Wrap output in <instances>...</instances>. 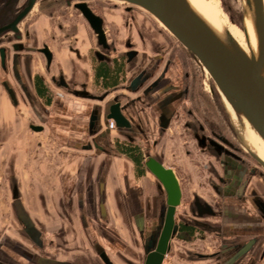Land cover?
Returning <instances> with one entry per match:
<instances>
[{
    "label": "flooded vegetation",
    "instance_id": "1",
    "mask_svg": "<svg viewBox=\"0 0 264 264\" xmlns=\"http://www.w3.org/2000/svg\"><path fill=\"white\" fill-rule=\"evenodd\" d=\"M67 1L38 0L20 24L22 36L18 42L24 48H37L35 53L44 64L41 71L50 76L53 85L89 102L85 106L89 137L82 146H92L94 155L122 157L130 164L134 178L146 177L153 188V204L148 202V213L141 209L132 215L143 252L156 244L167 209V192L146 165L154 159L172 171L180 191L173 216L177 230L170 248L177 239L192 245L186 256L196 261L264 264V167L226 120L211 78L142 8L111 2L114 0H86L92 12L102 18L107 42L115 51L124 45L131 52L111 54L96 45L89 24L73 7L77 0H71L70 5ZM44 21L50 25L46 27ZM65 21H69L68 26ZM128 33L136 41V49ZM90 41L91 77L71 90L63 67H53L52 46L66 45L73 52L78 50L74 48L76 43ZM11 44L4 38L0 40L6 59L11 49L14 74L22 50L14 51ZM46 46L52 54L49 66L39 51ZM142 47L148 50L146 55L140 50ZM150 47L156 52L151 53ZM101 64L108 68L120 64L115 83H107L97 75ZM20 87L28 103L33 104L26 87ZM45 90L54 97L51 88ZM112 99L120 101L129 127L117 128L104 117L106 104ZM38 125L44 129L43 124ZM174 127L176 141L171 144L173 152L167 154L165 139ZM114 131L120 134L113 137ZM122 259L123 264H133V260Z\"/></svg>",
    "mask_w": 264,
    "mask_h": 264
},
{
    "label": "crops",
    "instance_id": "2",
    "mask_svg": "<svg viewBox=\"0 0 264 264\" xmlns=\"http://www.w3.org/2000/svg\"><path fill=\"white\" fill-rule=\"evenodd\" d=\"M128 36L136 49L137 43L133 36L130 33ZM121 42L123 43V40ZM91 46V41L76 43L74 48L78 50L74 49L73 52H70L66 45L52 46L55 60L53 67H63L65 79L70 83L71 90L78 89L79 82L89 80L91 77L92 60L88 56ZM140 50L143 55H146L145 51L148 52L144 47ZM9 51L10 55L5 63H1L0 60V146L20 142L22 135L30 136L29 133L48 132L53 142L66 144L75 152L58 149L43 153L40 150L42 143L36 142V148L40 150L37 151L38 153L34 152L36 155L28 156L23 151L15 157H12V154L8 156L6 161L8 168H15L17 173V183L11 186V191L12 199H14L13 213L20 230L16 234L9 231L0 234V263L94 264L102 262L97 249H94L96 253H92L94 261L86 262L84 257H78L79 255H75L72 249L66 247L70 245V240L74 239L78 240L80 245L86 244V236H89L90 232L95 240L100 241L101 245L96 247L102 248L110 262L122 264V258H128L136 264L137 258L132 256L129 250L128 256L115 255V252H119V243L100 232L99 228L90 226L89 215L95 214L98 221L108 222L112 218L115 220L118 215L123 218V212V221L128 220L129 214L130 222L136 231L132 215L140 210L133 212L130 209L126 210L128 214L123 210L124 200L126 201L129 196L122 194V185L117 179L120 168L115 169L113 165V160L119 158L107 153L94 155L92 146L91 148L82 146L89 137L87 134L88 107H85L88 101L53 85L49 81V75L43 72V74L37 73V66L40 65L41 68L44 64L41 56L35 51L22 50L18 53L19 58L14 65L13 74L11 49ZM149 51L156 52L151 47ZM125 52L127 48L123 45L121 48L118 46V51L111 54ZM38 74L42 79L39 80ZM5 83L14 91L17 104L9 98L4 88ZM21 85L26 87L33 104L28 103ZM47 87L53 90V98L46 93ZM24 110L32 113V116H29L31 118L27 117L24 120ZM40 119L47 120L48 125L45 126ZM32 120L35 124H43L44 129L32 130L29 127V121ZM114 132L111 134L113 137ZM88 155L93 158L109 159L106 170L104 168L99 171L97 166L96 168L88 167V161L85 159ZM4 159L5 156L0 154V162L4 163ZM21 164L22 170L27 173L24 179L20 178V174L24 172L16 169V166L19 167ZM9 172L11 171L7 173ZM128 178L131 180V177ZM147 205L143 201L144 211L148 210Z\"/></svg>",
    "mask_w": 264,
    "mask_h": 264
},
{
    "label": "water",
    "instance_id": "3",
    "mask_svg": "<svg viewBox=\"0 0 264 264\" xmlns=\"http://www.w3.org/2000/svg\"><path fill=\"white\" fill-rule=\"evenodd\" d=\"M38 0H0V40L12 42L14 51L32 50L24 48L18 41L21 39L20 24L30 14ZM70 1L67 4L70 5ZM122 3L135 5L154 17L171 37L194 59L196 65L207 74L218 94L226 120L236 129L222 98L230 106L234 114L246 121L250 128L264 141V0H242V12L237 26L244 33L246 43L248 34L243 24L244 20L251 22L256 38V50L249 57L240 44L230 35L227 29L219 33L193 7L189 0H117ZM89 24L96 45L106 53H113L114 48L107 42L106 28L102 18L92 12L86 0H77L73 4ZM233 25V21L231 22ZM49 66L52 54L49 48L39 49ZM131 54V52H125ZM1 63H5L4 48H0ZM4 88L9 98L16 103L12 88L5 83ZM107 94V93H105ZM104 117L114 122L117 128L129 127L127 118L121 112L120 101L112 99L108 102ZM29 127L34 131H42L43 126L29 121ZM240 140V138L238 137ZM244 145V144H243ZM245 146V145H244ZM248 152L264 167V160L250 148ZM149 171L162 183L167 192V209L162 230L156 244L144 248L143 264H162L170 248L173 233L177 230L174 222V210L179 203L180 191L172 171L162 166L154 159L147 163ZM16 196V195H14ZM97 253L105 264H112L102 248Z\"/></svg>",
    "mask_w": 264,
    "mask_h": 264
},
{
    "label": "rangeland",
    "instance_id": "4",
    "mask_svg": "<svg viewBox=\"0 0 264 264\" xmlns=\"http://www.w3.org/2000/svg\"><path fill=\"white\" fill-rule=\"evenodd\" d=\"M199 1L202 8L207 12L211 20H213L219 27H224L225 29L228 30V32H230V29L233 27L237 30L236 35L233 36V38L247 51L243 32L240 28L237 27L239 25L240 16L242 12V0H199ZM111 2H116L117 4H121V5L126 4L117 0ZM232 21L234 25L231 23ZM44 22L46 24L45 25L46 27L50 25L47 21ZM64 23L66 26H68L69 21H65ZM36 70L40 71V73L43 74L40 65L37 66ZM222 101L229 113L230 119L233 122L237 135L240 138V141L246 147L250 148L253 152L264 157V141L262 139L261 141H259L254 136L250 127L244 129L239 118L231 110L230 106L227 104L224 98H222ZM24 111H25L23 116L24 120H26L27 117L31 118L29 116H32V113L28 110H24ZM37 121L39 120L37 119ZM40 121H42V123H44L45 126L48 125L47 120L40 119ZM171 129H173L172 130L173 132L168 133L164 143L165 151L167 154H169L170 151H172L171 148L172 142L176 141V138L174 137L176 136V133H174L175 131L174 129L177 130V128L174 127ZM29 134L31 135L20 136L21 139L20 142H15V143L11 142L8 145L4 144L3 147L0 146L1 147L0 154L1 155L3 154V156H5L4 163L0 162V234L1 235L6 233L7 231L16 234L20 230V227L17 224L16 218L13 213L12 203L14 199H12V191H11V186L17 183L16 182L17 173H15L16 172L15 168L14 169H12V167L11 169L8 168V165L6 163L8 156L12 154V157H15V155H17L18 153H22L23 151H25L28 156L29 155L34 156L36 155V153H38L37 151L40 150L43 153L53 152L54 150H58V149L65 152L68 151L75 152L74 150L70 149V146L68 148L66 144L61 145L53 142L50 137V133L48 132L42 134H34V133H29ZM118 134H120L119 131L114 132L115 136ZM36 142L42 143L43 146L40 148V150L36 148ZM85 159H87L88 161V165H87L88 167L93 166L96 168L97 166L98 168L97 170L99 171L104 170V168L106 170V167L109 164V162L107 161L109 159L93 158V156L91 155H88ZM12 160L15 161L16 159L12 158ZM113 165L115 169L120 168V173L118 175L119 178L117 179L120 181L122 185V191H121L122 194L124 195L127 194L129 196L128 198H126V201L124 200V204H125L123 205L124 211L126 210L128 211L129 209L131 210V212L141 209L143 210L144 207H142V202H141L142 199L147 204H149L148 203L149 201L152 202L153 204L154 190L149 185L146 177L142 178L141 180L134 179L132 176L133 174L130 164L126 162L122 157H120L119 159H114ZM22 167L23 166L21 164L19 165V167L16 166V169L23 173L24 171L22 170ZM128 169L130 170L128 171ZM9 170L11 172L7 173ZM25 175H27L26 172L20 174L21 176L20 178L24 179ZM128 177H131V180ZM140 194H142V198ZM150 205L151 203L149 204V206ZM127 211L126 213L128 214L129 212ZM147 213L148 212L146 211V214ZM122 214L124 218V213L122 212ZM89 216H90L89 221L91 228L92 227L99 228L100 232H103V234L104 233L107 234L109 237H111V239L119 243L118 251L120 253L115 252V255H118V257H120L121 255H124L122 257L128 256L127 252L129 250V252L133 254L132 256H135L137 258L136 264H143L144 252L142 250L137 232L134 230V227L130 222L129 214L127 221H123L122 216L119 217L118 215L116 216L115 220L112 218L108 222L98 221L95 214ZM45 225L48 224L45 223ZM88 235L89 236H86L87 239L86 244L80 245V242L74 239L72 241L70 240L69 242L70 245L66 247L72 249L73 252H75V255L76 254L79 255L78 257L80 258L84 257V260H86V262L87 261L92 262L94 261L93 258L94 256L92 253H96L95 252L96 245H99L100 241L95 240V237H92L90 232L88 233ZM188 247L191 248L192 245L191 244L186 245L183 244L181 241L174 239L171 242V248L169 252L165 255L162 264H215V259L206 260V261H196L194 260V258L190 256H186L188 252ZM94 264H103V263L96 262Z\"/></svg>",
    "mask_w": 264,
    "mask_h": 264
},
{
    "label": "bare ground",
    "instance_id": "5",
    "mask_svg": "<svg viewBox=\"0 0 264 264\" xmlns=\"http://www.w3.org/2000/svg\"><path fill=\"white\" fill-rule=\"evenodd\" d=\"M189 1L193 5V7L214 27V29H216V31H218L219 33H223L224 32L225 28L224 27H219L213 20H211V18L207 14V12L202 8L199 0H189ZM243 24H244L246 32L248 34V42L247 43H246V39L244 37L245 46L247 48V51L241 45L240 46L242 47L244 52L249 55V57H252L251 51L253 53H255V50H256V38H255V35H254V31H253L251 22L249 20H244ZM236 32H237V30L233 27V28L230 29L229 33L233 37V36L236 35ZM243 35H244V33H243ZM239 120L242 123L244 129L250 127L249 124L246 121H244L243 119L239 118ZM251 130H252L254 136L259 141H261V138L257 135V133L253 129H251ZM255 154H257V153H255ZM257 155L264 160V157L260 156L259 154H257Z\"/></svg>",
    "mask_w": 264,
    "mask_h": 264
},
{
    "label": "trees",
    "instance_id": "6",
    "mask_svg": "<svg viewBox=\"0 0 264 264\" xmlns=\"http://www.w3.org/2000/svg\"><path fill=\"white\" fill-rule=\"evenodd\" d=\"M119 68L120 64H117L114 68H108L101 64L98 67L97 75L100 76L105 82L113 84L118 79V72L120 70ZM37 84L39 87H41L39 82H37Z\"/></svg>",
    "mask_w": 264,
    "mask_h": 264
}]
</instances>
